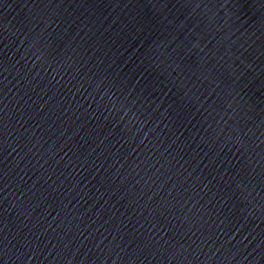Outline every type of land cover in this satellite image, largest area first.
Listing matches in <instances>:
<instances>
[{
	"label": "water",
	"instance_id": "water-1",
	"mask_svg": "<svg viewBox=\"0 0 264 264\" xmlns=\"http://www.w3.org/2000/svg\"><path fill=\"white\" fill-rule=\"evenodd\" d=\"M0 264H264V0H0Z\"/></svg>",
	"mask_w": 264,
	"mask_h": 264
}]
</instances>
